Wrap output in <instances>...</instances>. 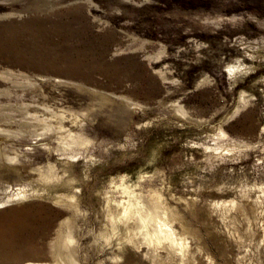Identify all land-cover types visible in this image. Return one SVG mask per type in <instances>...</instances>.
<instances>
[{"label": "rangeland", "instance_id": "obj_1", "mask_svg": "<svg viewBox=\"0 0 264 264\" xmlns=\"http://www.w3.org/2000/svg\"><path fill=\"white\" fill-rule=\"evenodd\" d=\"M0 206V264H264V0H0Z\"/></svg>", "mask_w": 264, "mask_h": 264}, {"label": "bare ground", "instance_id": "obj_2", "mask_svg": "<svg viewBox=\"0 0 264 264\" xmlns=\"http://www.w3.org/2000/svg\"><path fill=\"white\" fill-rule=\"evenodd\" d=\"M227 69H230V68H227ZM225 72H226V70H225ZM23 192V191H22ZM18 195L20 196L21 195V192H19L18 193ZM23 196V194L19 197V198H21ZM1 207V206H0ZM12 224V223H11ZM11 224H6V227H3V231L0 233V242L1 241H3L4 240V238H5V233H4V230L7 228V227H9V226H13V225H11ZM163 225V224H162ZM160 234H162L164 237H166V232H163V230L162 229H160L159 228V231H158Z\"/></svg>", "mask_w": 264, "mask_h": 264}]
</instances>
